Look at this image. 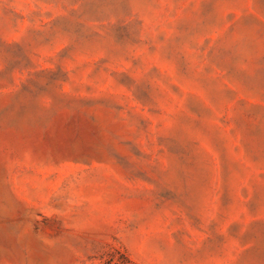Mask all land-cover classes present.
Here are the masks:
<instances>
[{
    "label": "rangeland",
    "instance_id": "1",
    "mask_svg": "<svg viewBox=\"0 0 264 264\" xmlns=\"http://www.w3.org/2000/svg\"><path fill=\"white\" fill-rule=\"evenodd\" d=\"M0 264H264V0H0Z\"/></svg>",
    "mask_w": 264,
    "mask_h": 264
}]
</instances>
